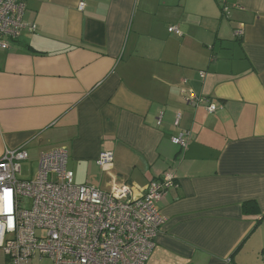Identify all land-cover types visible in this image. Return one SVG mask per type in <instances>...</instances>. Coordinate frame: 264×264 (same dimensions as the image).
<instances>
[{"label":"crops","instance_id":"0c3cea01","mask_svg":"<svg viewBox=\"0 0 264 264\" xmlns=\"http://www.w3.org/2000/svg\"><path fill=\"white\" fill-rule=\"evenodd\" d=\"M23 1L0 49V157L63 147L73 182L102 190L169 173L145 264H264V0Z\"/></svg>","mask_w":264,"mask_h":264},{"label":"built area","instance_id":"2783aa9c","mask_svg":"<svg viewBox=\"0 0 264 264\" xmlns=\"http://www.w3.org/2000/svg\"><path fill=\"white\" fill-rule=\"evenodd\" d=\"M84 6L81 1L77 8ZM24 9L23 0H0V49L27 27ZM168 31L180 35L176 26ZM187 101L208 104V112L217 109L193 94ZM188 137L183 131L171 142L185 148ZM113 158L112 152H102L96 163L108 166ZM28 159L22 148L5 149L0 157V251L6 256L1 264L146 263L164 221L159 202L173 183L170 174L136 193L131 185L116 182L102 190L73 182L63 147L40 153L36 174L23 180L18 175Z\"/></svg>","mask_w":264,"mask_h":264},{"label":"rangeland","instance_id":"374dc122","mask_svg":"<svg viewBox=\"0 0 264 264\" xmlns=\"http://www.w3.org/2000/svg\"><path fill=\"white\" fill-rule=\"evenodd\" d=\"M37 165H38L37 159L29 158L28 160L23 161L21 163V173L18 175V178L23 179V180H30V179H32L34 177V175L36 174ZM163 219H164V217H163ZM40 262L41 263H45L46 261L45 260H42Z\"/></svg>","mask_w":264,"mask_h":264},{"label":"trees","instance_id":"16d2710c","mask_svg":"<svg viewBox=\"0 0 264 264\" xmlns=\"http://www.w3.org/2000/svg\"><path fill=\"white\" fill-rule=\"evenodd\" d=\"M242 212L245 215H249L250 213H256L258 212V205L255 201H246L241 206ZM264 252V250H263Z\"/></svg>","mask_w":264,"mask_h":264}]
</instances>
